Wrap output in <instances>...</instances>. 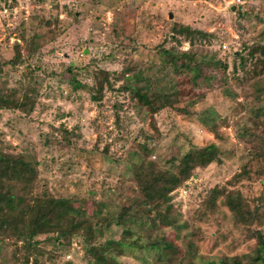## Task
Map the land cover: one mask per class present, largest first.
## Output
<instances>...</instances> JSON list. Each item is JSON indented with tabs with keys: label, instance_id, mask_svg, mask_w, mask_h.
<instances>
[{
	"label": "rangeland",
	"instance_id": "1",
	"mask_svg": "<svg viewBox=\"0 0 264 264\" xmlns=\"http://www.w3.org/2000/svg\"><path fill=\"white\" fill-rule=\"evenodd\" d=\"M174 24L207 35L186 39L171 30ZM263 31L264 0H0V91L29 96L23 107H0V150L35 159L34 193L65 197L86 215L104 218L109 232L102 240L109 233L120 235L115 223L121 206L129 210L120 221L129 224L136 213L142 228L132 225V230L140 237L147 233V206L131 177V163L149 160L172 170L182 153L213 142L219 162L196 167L184 182L185 193L170 195L180 225L156 222L149 230L163 231L171 242L165 261L136 247L111 253L118 264H207L232 255L244 264L254 241L227 208L217 201L202 218L196 210L204 192L236 172L258 144L246 106L263 97L236 54L244 55L243 45ZM188 48L203 53L209 64L196 86L185 73L161 65V49ZM97 70L107 72L111 86L103 85L101 98L93 100ZM125 76L141 90L176 93V105L186 104L192 113L138 106L136 97L119 89ZM142 140H148L147 155L139 150ZM247 193L264 201V179ZM261 229L264 239V224ZM35 239L44 250L39 264H89L78 236L56 240L48 233ZM14 248L10 239L0 242V264H33L31 257L24 263Z\"/></svg>",
	"mask_w": 264,
	"mask_h": 264
},
{
	"label": "trees",
	"instance_id": "2",
	"mask_svg": "<svg viewBox=\"0 0 264 264\" xmlns=\"http://www.w3.org/2000/svg\"><path fill=\"white\" fill-rule=\"evenodd\" d=\"M175 34L189 37H203L207 33L191 29L187 25L171 27ZM33 44V43H32ZM31 44V47L34 46ZM14 58L19 59V46L13 43ZM244 55L239 53L238 64L253 80V90L263 99L246 106L248 120L251 127L257 129L255 136L258 144L247 152V158L223 183L209 187L199 200L196 212L199 218L204 213H212L219 201L231 214L236 223L244 229L245 236L253 239L255 250L245 255L244 264H264V239L262 225L264 224V201L262 195L248 194L252 184L264 179V31L243 45ZM163 54L162 66L170 68L174 73H185L191 85H197L205 79L203 73L209 64L203 53L188 48L185 51L161 49ZM207 61V62H206ZM224 68V66H222ZM70 72V68L66 67ZM93 85L90 86V98H101L103 85L110 87L107 72L97 70L92 74ZM120 90H128L130 96L136 97L138 106H150L152 111L163 108L170 109L182 116H189L190 112L185 105L177 106L178 95L173 92L151 93L141 90L133 85L130 76L122 78ZM12 89L6 93L0 91V107H23L29 98L27 94L20 96ZM206 124V122H203ZM63 134H67L61 129ZM148 140H142L139 150L147 155L150 147ZM220 160V151L213 142L187 150L182 153L176 162L171 164L172 170L156 168L149 160L133 162L130 164L131 177L135 182L142 201L147 206L148 230L142 237L132 230V225L141 226L136 213L129 216V224L122 221L127 216L129 206H121L117 212L116 227L121 232L117 238L112 234L98 239L109 232V223L94 218L92 214L86 215L82 207L71 206L65 197H53L49 194L34 193L37 178V164L33 157L23 152H7L0 150V242L10 239L15 250H21L20 259L27 263L29 257L33 264L38 263V257L44 250L38 246L35 237L48 234L58 240L78 236L83 244V252L89 264H118L112 249L136 247L151 252L156 261H165L167 251L172 249L171 242L161 231L158 235L149 231L155 228L156 222L161 226L180 225L177 217L172 213L171 193L187 181L196 167H201L209 161ZM142 228V227H141ZM140 228V229H141ZM144 231V229H143ZM107 232V233H106ZM20 243L18 245L17 243ZM191 264V261L189 262ZM207 264H242L236 255L230 256L227 261H208Z\"/></svg>",
	"mask_w": 264,
	"mask_h": 264
},
{
	"label": "built area",
	"instance_id": "3",
	"mask_svg": "<svg viewBox=\"0 0 264 264\" xmlns=\"http://www.w3.org/2000/svg\"><path fill=\"white\" fill-rule=\"evenodd\" d=\"M221 47L224 48L225 45L222 44ZM185 183H186V182H185ZM185 183H184V184H185ZM184 184H183L182 186L176 188L174 191H177L178 194H180V195L184 194V193H185V187H184Z\"/></svg>",
	"mask_w": 264,
	"mask_h": 264
},
{
	"label": "water",
	"instance_id": "4",
	"mask_svg": "<svg viewBox=\"0 0 264 264\" xmlns=\"http://www.w3.org/2000/svg\"><path fill=\"white\" fill-rule=\"evenodd\" d=\"M232 9H233V6H230V10H232ZM238 15H239V13H238ZM168 16L170 17L171 14L169 13Z\"/></svg>",
	"mask_w": 264,
	"mask_h": 264
}]
</instances>
